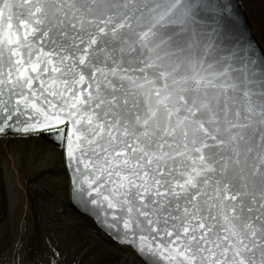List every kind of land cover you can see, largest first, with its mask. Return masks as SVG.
<instances>
[{"label":"snow or ice","instance_id":"6c2138e0","mask_svg":"<svg viewBox=\"0 0 264 264\" xmlns=\"http://www.w3.org/2000/svg\"><path fill=\"white\" fill-rule=\"evenodd\" d=\"M233 15L0 0V135L58 140L77 197L144 264H264V50Z\"/></svg>","mask_w":264,"mask_h":264},{"label":"rangeland","instance_id":"374dc122","mask_svg":"<svg viewBox=\"0 0 264 264\" xmlns=\"http://www.w3.org/2000/svg\"><path fill=\"white\" fill-rule=\"evenodd\" d=\"M245 10L264 48V0H248ZM2 186L7 218L0 223V259L13 257L14 264L18 251L25 256L32 235L43 252L39 264H144L72 208L63 151L39 135L0 136Z\"/></svg>","mask_w":264,"mask_h":264},{"label":"water","instance_id":"95a60500","mask_svg":"<svg viewBox=\"0 0 264 264\" xmlns=\"http://www.w3.org/2000/svg\"><path fill=\"white\" fill-rule=\"evenodd\" d=\"M14 5H20L21 0H10ZM223 3L228 4L232 13L234 14L230 17V24L233 30V34L236 36H240L242 38V42H251L253 46L257 47L258 50H264L262 45L260 44L258 38L256 37L251 21L249 19L248 13L246 12L244 6L242 5L240 0H222ZM23 9L21 7H16L13 10L14 17H18L20 12ZM15 22V20H14ZM35 135V134H34ZM40 137L48 141L49 143L57 146L63 151V161L65 165L64 159V149L61 146L60 142L53 138V136L49 135L47 132L38 133ZM0 136H28L26 134H18L15 132H9L8 135H0ZM66 169V167H65ZM68 175V189H69V202L72 208H74L78 213L83 215L92 221L93 225L107 235L109 239L117 243L119 246L129 248L132 252L144 263L143 258L137 254L133 247L125 246L122 243L118 242L111 234V232L105 227L102 223L101 218L97 215L96 211L89 204H86L83 200L77 197L75 188L71 184L70 174L71 170L66 169Z\"/></svg>","mask_w":264,"mask_h":264},{"label":"trees","instance_id":"16d2710c","mask_svg":"<svg viewBox=\"0 0 264 264\" xmlns=\"http://www.w3.org/2000/svg\"><path fill=\"white\" fill-rule=\"evenodd\" d=\"M240 1H241L242 5L247 9L248 8V0H240ZM256 37H257V35H256ZM6 204H7V201H6L5 187L2 186V189L0 191V223H1L2 217H5L4 219L7 218L6 217ZM4 219H3V221H4ZM85 220H87L89 224H92L88 218L85 217ZM11 228L12 227L10 225V227H8V230H10ZM2 230L7 231L6 227H4V226H3ZM27 239L29 242V246L27 248V252H26L25 256L20 257V251H18L17 256H16L17 259H16L14 264H39L42 261L40 259L43 257V252H40V250L37 249V246H35L36 242L34 241V237L31 235ZM22 243H23V241L21 242V246L23 247L24 244H22ZM2 244H4V242ZM8 244H9V242H8ZM4 246H5V248H9V246H7V244H4ZM119 248L121 250H127L123 247H119ZM52 249H54V248H52ZM0 255H1V252H0ZM34 256H35V259L32 260V258H34ZM30 259H31V261H30ZM12 260H13V257H12ZM12 260L6 259V258H1L0 264H12ZM68 264H70V262Z\"/></svg>","mask_w":264,"mask_h":264}]
</instances>
